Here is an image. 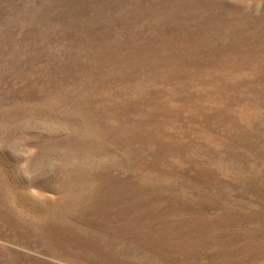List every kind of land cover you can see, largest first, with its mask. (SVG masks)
<instances>
[{"label": "rangeland", "instance_id": "obj_1", "mask_svg": "<svg viewBox=\"0 0 264 264\" xmlns=\"http://www.w3.org/2000/svg\"><path fill=\"white\" fill-rule=\"evenodd\" d=\"M0 264H264V9L0 0Z\"/></svg>", "mask_w": 264, "mask_h": 264}, {"label": "clouds", "instance_id": "obj_2", "mask_svg": "<svg viewBox=\"0 0 264 264\" xmlns=\"http://www.w3.org/2000/svg\"><path fill=\"white\" fill-rule=\"evenodd\" d=\"M248 4L250 6L254 4L257 13H259L261 9H264V0H248Z\"/></svg>", "mask_w": 264, "mask_h": 264}]
</instances>
